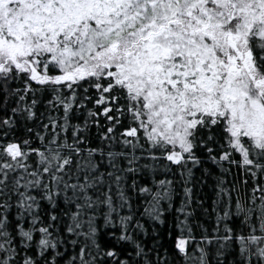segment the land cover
<instances>
[{"label":"snow or ice","instance_id":"obj_1","mask_svg":"<svg viewBox=\"0 0 264 264\" xmlns=\"http://www.w3.org/2000/svg\"><path fill=\"white\" fill-rule=\"evenodd\" d=\"M0 264H264V0H0Z\"/></svg>","mask_w":264,"mask_h":264}]
</instances>
